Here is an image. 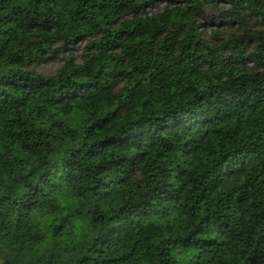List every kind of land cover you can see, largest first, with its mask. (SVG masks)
Instances as JSON below:
<instances>
[{
  "label": "trees",
  "instance_id": "1",
  "mask_svg": "<svg viewBox=\"0 0 264 264\" xmlns=\"http://www.w3.org/2000/svg\"><path fill=\"white\" fill-rule=\"evenodd\" d=\"M0 264H264V0H0Z\"/></svg>",
  "mask_w": 264,
  "mask_h": 264
},
{
  "label": "rangeland",
  "instance_id": "2",
  "mask_svg": "<svg viewBox=\"0 0 264 264\" xmlns=\"http://www.w3.org/2000/svg\"><path fill=\"white\" fill-rule=\"evenodd\" d=\"M162 5H163V3H161V2L155 3L149 9H147V12H149V13L155 12L159 8H161ZM208 11L217 13L218 9L213 10V9L208 8ZM221 28H222V33L231 31V28H228V26H224V27H221ZM79 52H80V49H79L78 46L71 47V54L74 57L77 58ZM62 61H63V58H59V59H55V60H52V61H48L46 63L34 66L33 70H35L36 72L42 73V74L49 75V74H52L55 71V69L61 65Z\"/></svg>",
  "mask_w": 264,
  "mask_h": 264
}]
</instances>
